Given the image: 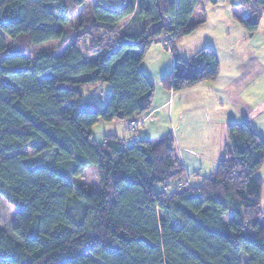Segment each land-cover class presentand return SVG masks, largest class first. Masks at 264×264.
<instances>
[{"label": "trees", "instance_id": "16d2710c", "mask_svg": "<svg viewBox=\"0 0 264 264\" xmlns=\"http://www.w3.org/2000/svg\"><path fill=\"white\" fill-rule=\"evenodd\" d=\"M198 1L0 0V204L15 212L10 230L0 224V264H264V138L249 121L227 123L206 176L185 175L170 131L130 143L92 137L102 122H122L126 134L143 127L127 122L146 119L157 97L141 67L152 44L173 57L159 79L164 93L217 78L211 48L176 51L204 25L192 20ZM230 3L255 33L264 0ZM126 18L143 29L121 34ZM20 40L57 45L28 58ZM103 84L99 100L92 92ZM90 166L96 190L75 183Z\"/></svg>", "mask_w": 264, "mask_h": 264}, {"label": "crops", "instance_id": "0c3cea01", "mask_svg": "<svg viewBox=\"0 0 264 264\" xmlns=\"http://www.w3.org/2000/svg\"><path fill=\"white\" fill-rule=\"evenodd\" d=\"M88 1L91 4L101 1L112 7L122 5V0H106L111 4L104 0ZM115 3H117L116 6H114ZM212 4L216 6L215 2ZM216 11L229 17L224 22L225 27L222 25L223 32L221 34L228 39L231 37L230 32H236L242 41L249 42V46L253 44L254 49L250 50L249 54L251 56L243 57L239 56L238 52H232L230 43L221 56L216 51L219 63L217 78L213 81H203L180 93L160 91L158 94H161V101H158L157 94L152 110L148 114V118L145 119V129H138L134 138L153 139L158 137L157 135L161 136L168 131L172 132L186 176L191 174L201 176L204 171L211 173L214 170L227 139L226 125L229 122L245 119L264 138V15L257 31L253 33L254 35H249L234 18V14H240L239 6L230 3L227 9L221 5L216 8ZM200 19L192 16V20ZM151 46H154L153 48L157 51L163 49L161 43ZM250 48L252 47L250 46ZM196 51L188 55L192 56ZM210 114L220 115L218 120L215 118L216 120H213L215 122L210 123L208 121ZM166 121L170 123L169 130L165 126ZM110 124L115 128L112 130V134L120 135L119 133H121L128 136L122 122L114 121ZM119 125L121 129L118 132L117 126ZM129 136L132 138L134 135ZM259 174L264 181V165ZM261 202L264 208V183Z\"/></svg>", "mask_w": 264, "mask_h": 264}, {"label": "rangeland", "instance_id": "374dc122", "mask_svg": "<svg viewBox=\"0 0 264 264\" xmlns=\"http://www.w3.org/2000/svg\"><path fill=\"white\" fill-rule=\"evenodd\" d=\"M106 1V0H104ZM215 2L216 6L212 4ZM231 0H199L196 7L194 8L192 16L196 18H204L205 22L202 27H199L192 33H190L187 36H184L179 43L176 46V51L177 54L181 58H188L192 54L193 51H196L198 49L204 48V47H209L211 48L215 53L219 54V56L222 55V52L226 50V46L231 45V51L237 53L239 56L243 57H248L251 56L249 55L251 53L250 50L254 49V45L250 44L252 48L249 46V42L242 41L240 37H238V34L236 32L231 33L228 39H226L221 32H223V26L224 22L229 18L219 11H216V8H218L221 5L225 6V9L228 8ZM89 2V1H88ZM107 3L111 4L110 1H106ZM117 3L114 4L116 6ZM121 6V5H120ZM76 18V14L72 17L71 21L74 22ZM223 25V26H222ZM225 27V26H224ZM118 29L120 33H129V34H134L138 33L143 29V24L142 22H137V21H129V20H124V22H121L118 24ZM254 35V34H253ZM252 35V36H253ZM231 39V41H229ZM57 45L56 41H49L44 44H40L37 46H31L26 43L24 40H20L16 43V46L19 48L24 49L25 56L30 58L37 50L41 48H53ZM154 46H150L148 50L146 51L145 57L143 61L141 62V67L143 68L145 74L149 77L150 80L155 85V96L158 94L160 91L164 92V90L161 88L159 84V79L168 74L170 71L173 69V57L169 53V51L165 50L164 48L161 49V51H157ZM95 55H92L94 57ZM256 56V55H255ZM248 59V58H247ZM252 59V58H251ZM246 60V59H245ZM249 60V59H248ZM159 77V79H157ZM158 80V81H157ZM108 86L106 84H103L102 87H99L97 91H93L92 95L95 98H99V100L102 99V96L107 92ZM176 93V92H172ZM179 93V92H177ZM160 99V100H159ZM164 98L162 99V101ZM158 101H161V98L158 97ZM176 108V107H175ZM220 115V114H219ZM218 115V116H219ZM215 114H210V120H208L210 123L215 122L213 120H216L218 118ZM175 118V114H174ZM216 118V119H215ZM140 119V118H139ZM144 119V118H143ZM147 119V118H146ZM136 120V119H135ZM133 120V121H135ZM218 120V119H217ZM116 124V123H114ZM128 124V123H127ZM167 130H169L170 123L166 121L165 123ZM119 127V128H118ZM146 123L141 127L140 129H145ZM114 125L109 124V123H97L93 128H92V137L96 142H102L103 137L109 133H112V130H114ZM120 125L117 126L118 132L120 131ZM127 129H133L132 126ZM172 129V128H171ZM135 130V128H134ZM166 131V129H164ZM136 132L129 133L127 138V142L130 143L131 140H133L136 137ZM156 133V131H154ZM119 136H122L123 134L119 133ZM129 135H134L131 139L129 138ZM124 136V135H123ZM160 136V135H157ZM140 138V137H139ZM156 138V137H155ZM130 140V141H129ZM26 153L31 154V149L30 148H24L23 149ZM210 172H203L201 173V176L207 175ZM200 178L196 177H191L190 182L196 183L199 181ZM76 186L82 185L85 188L88 189H97L98 188V180L96 177V173L94 170V166H90L85 170V173L83 174L82 177L79 179L75 180ZM175 187H172V189ZM163 187L159 188V190H162ZM14 209L6 203H1L0 204V224L1 226L6 229L10 230V225L12 222V219L14 217ZM231 218V216L227 215L226 220L228 221Z\"/></svg>", "mask_w": 264, "mask_h": 264}, {"label": "built area", "instance_id": "2783aa9c", "mask_svg": "<svg viewBox=\"0 0 264 264\" xmlns=\"http://www.w3.org/2000/svg\"><path fill=\"white\" fill-rule=\"evenodd\" d=\"M145 119L143 118H140V119H136L135 121L131 120V121H128V126H132L133 128H137L139 127L140 125H142V123L144 122Z\"/></svg>", "mask_w": 264, "mask_h": 264}]
</instances>
